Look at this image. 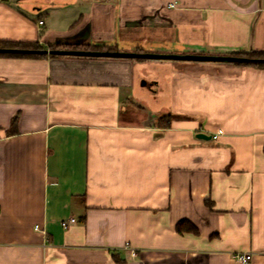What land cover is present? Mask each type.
<instances>
[{"label": "crops", "instance_id": "1", "mask_svg": "<svg viewBox=\"0 0 264 264\" xmlns=\"http://www.w3.org/2000/svg\"><path fill=\"white\" fill-rule=\"evenodd\" d=\"M0 40L264 50V0H0ZM0 264H264V69L0 56Z\"/></svg>", "mask_w": 264, "mask_h": 264}, {"label": "water", "instance_id": "2", "mask_svg": "<svg viewBox=\"0 0 264 264\" xmlns=\"http://www.w3.org/2000/svg\"><path fill=\"white\" fill-rule=\"evenodd\" d=\"M0 51H17L14 49H2ZM26 52L31 50H24ZM40 53L78 56H108L127 57L140 59H170V60H195V61H223V62H243L246 57L224 55V54H198V53H155V52H132L120 50H83V49H44ZM197 137L210 138V135L197 133Z\"/></svg>", "mask_w": 264, "mask_h": 264}, {"label": "trees", "instance_id": "3", "mask_svg": "<svg viewBox=\"0 0 264 264\" xmlns=\"http://www.w3.org/2000/svg\"><path fill=\"white\" fill-rule=\"evenodd\" d=\"M0 48L14 49L17 51H0V56L9 57H45L47 53H40L44 49H83V50H116L114 46L105 45H60L48 44L47 46L41 45L38 41H13V40H0ZM31 50V51H24ZM55 54H50L53 56ZM229 55L246 57L245 63L257 68L264 69V50H249L243 52H232ZM168 116L164 121H169Z\"/></svg>", "mask_w": 264, "mask_h": 264}, {"label": "built area", "instance_id": "4", "mask_svg": "<svg viewBox=\"0 0 264 264\" xmlns=\"http://www.w3.org/2000/svg\"><path fill=\"white\" fill-rule=\"evenodd\" d=\"M175 4L174 3H170V6H174ZM43 21L42 20H39V23H42ZM223 133V130L222 129H218L215 134H213L211 137L213 139H216L220 134ZM76 221V219L74 217H70L69 219H66V220H61V225L62 227L66 228L68 227V225H70L71 223H74ZM35 229H39L38 226H35ZM235 258L240 260V261H248L251 259V254L250 253H247V252H236L234 254Z\"/></svg>", "mask_w": 264, "mask_h": 264}, {"label": "rangeland", "instance_id": "5", "mask_svg": "<svg viewBox=\"0 0 264 264\" xmlns=\"http://www.w3.org/2000/svg\"><path fill=\"white\" fill-rule=\"evenodd\" d=\"M152 60H159V59H152ZM215 62H223V61H215ZM236 63V62H235Z\"/></svg>", "mask_w": 264, "mask_h": 264}]
</instances>
